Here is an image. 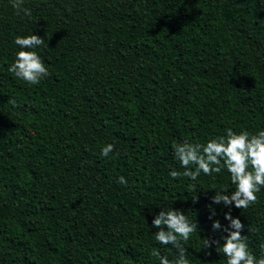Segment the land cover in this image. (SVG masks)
<instances>
[{"label":"trees","instance_id":"16d2710c","mask_svg":"<svg viewBox=\"0 0 264 264\" xmlns=\"http://www.w3.org/2000/svg\"><path fill=\"white\" fill-rule=\"evenodd\" d=\"M0 0V264H159L151 222L182 210L198 229L190 264H226L204 249L234 190L223 170L196 190L172 145L264 129V0ZM35 34L50 75L38 85L8 71L17 36ZM15 100V105L9 100ZM115 150L103 157L106 144ZM120 176L127 184L118 183ZM198 196V202L193 199ZM247 209L249 251L264 256V189ZM223 243V241H221ZM210 253V254H209Z\"/></svg>","mask_w":264,"mask_h":264},{"label":"clouds","instance_id":"9594fccd","mask_svg":"<svg viewBox=\"0 0 264 264\" xmlns=\"http://www.w3.org/2000/svg\"><path fill=\"white\" fill-rule=\"evenodd\" d=\"M24 0H11L13 9L19 15L23 12L30 16L31 10L23 7ZM14 43L19 46L15 60L8 68L16 78L28 83L38 85L42 79L50 75L41 57L35 49L44 43L43 39L35 34L17 36ZM15 105V100H9ZM173 154L182 169L171 170L169 175L172 179L178 180L182 176L188 178L192 183L190 187L197 189L198 181L203 174L212 176L226 170L229 174L230 183L234 190L227 186L213 189L211 203L207 206L211 215H215L212 205H224L229 208L224 213V219L229 223L222 227L219 220H214L212 230H221L226 235L219 239L205 237L203 240L204 249H211L215 246L218 253L226 258V264H264V256L257 258L249 251L247 236L241 235L244 224L239 217L234 218L231 208L247 209L257 202V193L264 189V129L256 133L242 130L239 133L232 128L225 129V135L209 139L204 143L189 142L187 140L172 145ZM115 150L114 144H106L102 150L103 157H109ZM118 183L127 184L125 177L120 176ZM198 202V196L193 203ZM151 226L158 229L154 233L155 240L164 246L171 245L176 249V258L169 260L162 255L159 249L153 248L151 255L159 260V264H190L188 259V248L185 245L189 242L192 234L200 230L197 221L194 223L179 209H161L155 215ZM201 231V230H200ZM223 241V243H221ZM210 254V253H209Z\"/></svg>","mask_w":264,"mask_h":264}]
</instances>
